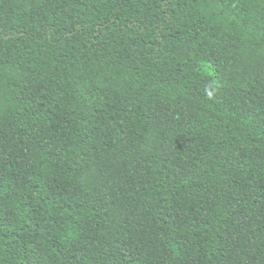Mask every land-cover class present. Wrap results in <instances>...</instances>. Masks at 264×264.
<instances>
[{"label":"trees","instance_id":"trees-1","mask_svg":"<svg viewBox=\"0 0 264 264\" xmlns=\"http://www.w3.org/2000/svg\"><path fill=\"white\" fill-rule=\"evenodd\" d=\"M0 264H264V0H0Z\"/></svg>","mask_w":264,"mask_h":264}]
</instances>
